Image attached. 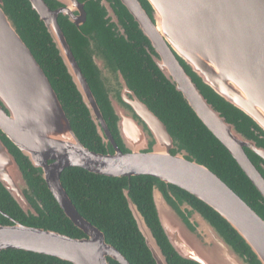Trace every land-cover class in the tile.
Wrapping results in <instances>:
<instances>
[{
  "label": "water",
  "instance_id": "95a60500",
  "mask_svg": "<svg viewBox=\"0 0 264 264\" xmlns=\"http://www.w3.org/2000/svg\"><path fill=\"white\" fill-rule=\"evenodd\" d=\"M43 22L86 106L105 152L90 150L72 129L45 72L22 39L0 0V131L27 158L45 181L64 215L85 236L73 238L15 221L0 224V251L24 250L54 256L72 264H130L104 233L87 221L68 196L61 173L68 167L110 177L148 175L154 208L168 242L183 259L196 264H251L218 229L169 185L193 195L216 212L244 241L258 264H264V220L224 181L171 136L166 125L129 87L116 61L95 34L86 36L85 52L116 118L122 150L59 25L64 16L76 27L86 21L78 0H27ZM153 52L152 59L206 128L228 150L264 199V178L245 148L264 160V149L240 133L204 97L181 61L225 102L240 110L264 132V0H121ZM116 81L113 88L109 82ZM162 182L170 200L161 190ZM0 183L21 210L37 216L32 198L41 203L15 156L0 138ZM124 196L156 264H169L137 204ZM0 213L7 216L0 209Z\"/></svg>",
  "mask_w": 264,
  "mask_h": 264
},
{
  "label": "trees",
  "instance_id": "16d2710c",
  "mask_svg": "<svg viewBox=\"0 0 264 264\" xmlns=\"http://www.w3.org/2000/svg\"><path fill=\"white\" fill-rule=\"evenodd\" d=\"M45 1L50 8L59 6V3L53 0ZM140 1L142 6L151 13L147 0ZM3 2L6 12L14 20L22 39L48 77L79 140L90 150L105 152L106 149L96 133L89 112L37 13L27 0H3ZM85 9L86 22L79 28L64 16H59L58 22L118 146L124 150L117 132L116 118L103 93L91 59L85 52L86 36L89 34H95L105 48L106 54L116 61L129 87L160 118L171 136L177 139L198 162L221 178L264 220V199L228 150L206 128L181 94L175 90L174 85L160 72L152 59L153 49L132 16L126 10L123 11L127 20L123 22L127 39L116 38L111 29L105 25L102 11L96 3L86 1ZM181 64L208 102L228 122L234 124L240 133L252 139L258 146H264V132L249 117L202 84L184 62L181 61ZM0 138L15 156L33 194L42 205V208L35 207L37 216L26 215L0 183V209L7 215L0 213V224H11L10 218H12L27 226L52 229L73 238L84 237L85 234L64 215L45 181L27 158L1 131ZM245 152L251 162L257 166L258 156L247 148ZM260 172L264 176V171L260 169ZM60 177L78 212L99 228L104 233L106 242L114 246L130 264L156 263L128 207L123 192L127 187L131 199L137 204L167 262L196 264L181 258L175 252L160 226L152 199V187L156 181L153 177L148 175L130 178L110 177L94 174L80 167L65 168ZM159 185L170 200L165 185L162 182H159ZM169 189L176 199L187 201L202 213L227 242L242 256L247 257L251 264H258L244 241L209 206L177 186L169 185ZM108 260L110 264H119L112 259ZM0 264L72 263L54 256L7 249L0 251Z\"/></svg>",
  "mask_w": 264,
  "mask_h": 264
},
{
  "label": "flooded vegetation",
  "instance_id": "af4514ba",
  "mask_svg": "<svg viewBox=\"0 0 264 264\" xmlns=\"http://www.w3.org/2000/svg\"><path fill=\"white\" fill-rule=\"evenodd\" d=\"M78 1L84 4V9H85L86 1H93L94 3H96L98 5L99 9L102 11V19L105 21V25L111 29L114 37H116V38L123 37L124 39H127V34L125 33V29L123 27V22H125L127 20H126V17L124 15L123 11L126 10L128 12V10L122 4L121 0H78ZM85 11H86V9H85ZM147 13H149V12L147 11ZM86 18H87V12H86ZM261 147L264 149V146H261ZM258 158L259 159L257 160V166H255V167L259 170V172H260V169L262 171H264V160L260 156H258ZM261 175H262V173H261ZM263 178H264V176H263ZM29 200L34 207L38 206L32 198H30Z\"/></svg>",
  "mask_w": 264,
  "mask_h": 264
},
{
  "label": "rangeland",
  "instance_id": "374dc122",
  "mask_svg": "<svg viewBox=\"0 0 264 264\" xmlns=\"http://www.w3.org/2000/svg\"><path fill=\"white\" fill-rule=\"evenodd\" d=\"M116 84V81L115 80H113V82H109L108 84H107V86H108V88L110 89V88H113V84Z\"/></svg>",
  "mask_w": 264,
  "mask_h": 264
}]
</instances>
